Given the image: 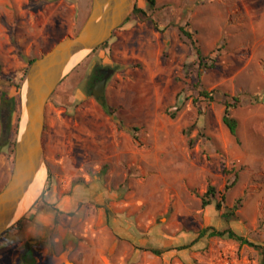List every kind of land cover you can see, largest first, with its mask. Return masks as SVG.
<instances>
[{"label": "rangeland", "instance_id": "1", "mask_svg": "<svg viewBox=\"0 0 264 264\" xmlns=\"http://www.w3.org/2000/svg\"><path fill=\"white\" fill-rule=\"evenodd\" d=\"M67 2L0 0V189L13 167L2 140L11 118L3 94L22 99L30 60L80 27L90 1ZM137 6L145 14L134 11L105 46L87 52L46 106L48 169L53 157L46 194L60 174V186L84 187L87 212L75 214L70 233L56 231L66 234L57 246L50 235L39 242L26 235L34 221L10 231L0 238V264H23L18 255L29 243L39 244L33 255L45 264L49 253L72 242L76 264H261V249L228 237L207 233L182 246L207 226L231 227L264 246V0H157L155 7L138 0ZM181 26L214 67L200 65ZM94 63L115 69L107 109L91 92ZM199 88L215 89L214 98H200ZM225 93L241 98L231 110L239 141L223 122ZM209 185L216 194L204 207ZM42 193L34 206L45 200ZM107 205L111 216L125 212L139 229L127 230L126 214L117 223L113 217L119 227L112 218L105 223L100 210ZM232 209L227 220L223 213ZM145 243L163 253L143 250Z\"/></svg>", "mask_w": 264, "mask_h": 264}, {"label": "water", "instance_id": "2", "mask_svg": "<svg viewBox=\"0 0 264 264\" xmlns=\"http://www.w3.org/2000/svg\"><path fill=\"white\" fill-rule=\"evenodd\" d=\"M138 0H92L91 11L76 35L60 39L30 64L22 92V118L15 146L11 176L0 190V235L16 223L17 206L33 176L45 164L43 135L46 106L62 76L68 58L82 50H94L107 42L136 10ZM114 70L96 82L92 94L106 103L107 82ZM73 242L60 252H51L45 264H76L70 255Z\"/></svg>", "mask_w": 264, "mask_h": 264}, {"label": "trees", "instance_id": "3", "mask_svg": "<svg viewBox=\"0 0 264 264\" xmlns=\"http://www.w3.org/2000/svg\"><path fill=\"white\" fill-rule=\"evenodd\" d=\"M147 1H148V4L150 5V7L156 6L157 0H147ZM91 6H92V4H91ZM135 12H141V13L145 14V10L138 7V6L136 7ZM131 16L128 18V20H130ZM80 29H81V26L78 27V29L75 31L74 35H76L80 31ZM180 31L184 35H186L187 37L192 39V43L195 45V49H196V53H197L198 58H199L200 65L205 67V68L214 67V64L208 63L206 61V56L203 55L202 50L197 45V40L193 39V33L188 31L184 26L180 27ZM107 43H108V41L101 44L100 46L95 48L93 51L100 49L101 47L105 46ZM34 59L30 60L29 65L34 61ZM2 71H3V64L0 61V76H2ZM27 72H28V70H27ZM215 92H216L215 89L208 91L206 89L199 88V97L203 98L205 100H212L214 98ZM225 96H226V99L224 102L225 108H224V113H223V122L228 127L231 134L239 141L240 140V138H239V125H240L239 120L232 114L231 110L233 107H236L241 103V98H240V96H237V95L231 96L229 93H225ZM199 100H200L199 98H195L194 102L198 103ZM3 103H4V105H6V109L10 113L11 118H9V120H5L3 122L2 140L6 139L5 144L9 145V147H10L11 156H12V166H13L14 156H15V146H16V142H17V138H18V132H19L21 114H22L21 113L22 112L21 95L10 96L7 93H5V94H3ZM104 106L106 109L108 108L106 103L104 104ZM14 116L16 117V122L13 124L12 118ZM190 144H191V146L193 145V140H191ZM48 183H49V179H47L46 187L43 190L42 197L46 194V190L48 188ZM3 187L4 186H2L1 189ZM215 194H216L215 186L209 185L208 189L206 190V192L202 196V203H203L204 207L213 203L212 198L215 197ZM224 199L225 198L223 197L222 200L224 201ZM241 201H242V198H239L238 202L240 203ZM33 207H34V205H33ZM216 207L218 210H220L222 208V203L218 202L216 204ZM236 208H237V205L234 206V209H236ZM234 209L224 212L223 213L224 218L229 220L230 216L235 215L236 213H235ZM32 219H33L32 215H29V214L24 215L16 223H14L12 226H10L2 235H0V238L12 230H22L25 227L26 223ZM207 233L210 234L211 236L228 237L230 239H234V240L240 242V244H242V245L248 244L252 247L261 249V253L263 255V258L261 260V264H264V246L251 241L246 236L239 234L238 232H236L231 227L220 230L214 226H207L206 228H204L203 230L200 231L198 238H196L195 240H193L189 244L182 246V248H188V247L192 246L194 243H196L198 241L199 237H203ZM145 249L150 250L153 253L158 254V255L163 253V250L160 248H145ZM21 260H22L23 264H35L36 263V258L33 256V252H31L30 250H26L22 254Z\"/></svg>", "mask_w": 264, "mask_h": 264}, {"label": "crops", "instance_id": "4", "mask_svg": "<svg viewBox=\"0 0 264 264\" xmlns=\"http://www.w3.org/2000/svg\"><path fill=\"white\" fill-rule=\"evenodd\" d=\"M64 1H65L66 4L68 3L67 2L68 0H64ZM89 1H90L89 7L87 6L84 9V19L81 22V25H80L81 27L85 23L88 15H89V13L91 11L92 0H89ZM78 2H80V0H78ZM78 6L81 7L82 5L79 4ZM52 173H53V157L51 158L50 168L48 169L47 179L53 178V174ZM55 176H57V179L53 183V186L50 189V193L46 194V196L44 198L45 200H42L41 202H39V204L37 206L33 207V205H34L33 204L24 215H26V214L32 215L33 219L28 221V222L31 223V222L34 221V223L33 224L31 223V225H29V227L27 226V229L25 230L26 235H32L33 234L34 237H36L37 239L41 238L42 236L45 237V236H49L50 235L52 237V239H53V242L57 246L58 243H60V241H62V238H65L66 234L64 235L63 233H61V234L58 235L56 233V231L59 230L61 232V231L65 230L66 233H70L71 232V230H72L71 227H72V225H73V223L75 221L74 217H76L75 214L82 213V212H87V211H85L86 207H85L84 201L89 200V198H88L89 196H83V193L85 192V190H83L84 187H82L81 185H79L77 187V190L74 191V192L69 189V185H70L69 182H65L63 185L60 186V183H59L60 174H57V175L55 174ZM9 178L6 180V182L3 184V186H5V184L9 180ZM51 193H52V197L48 199L47 196L49 197ZM42 203H44L45 206H47L48 209L44 208L46 210L43 211L42 208H40ZM51 210L53 211V214H49V211H51ZM109 210H112V208L109 207L108 205L106 207H104L102 210H100L101 218L104 220L105 223H108L109 221H111L110 220L111 218H112V221H113V217L114 216H115L114 220L117 223V219L116 218L119 217L118 214H126L127 217H128L127 218L128 222L127 221L126 222L128 223V227H129V228H127V230L131 229L132 227L138 228V225L136 224V222H134L132 220V216L131 215H129V214L125 213V212H122V213H118V214L114 213L111 216L110 213H109ZM38 221L40 223H42L43 225L37 224L36 222H38ZM115 222L113 223L114 226H118V225L115 224ZM25 228H26V225H25V227L22 230H19V231H23ZM121 234H123V237H126L125 236L126 234H124V233H121ZM127 238H130V237H127ZM37 239L35 241L39 242L40 240L39 239L37 240ZM146 243L145 244H141L143 246V247L141 246V248L143 250L150 251V250H147L145 248H154L152 246L147 247ZM36 244H38V243H36ZM62 251H60V252H62ZM60 252H56V253H60ZM22 254L18 255V257L20 259H21Z\"/></svg>", "mask_w": 264, "mask_h": 264}, {"label": "bare ground", "instance_id": "5", "mask_svg": "<svg viewBox=\"0 0 264 264\" xmlns=\"http://www.w3.org/2000/svg\"><path fill=\"white\" fill-rule=\"evenodd\" d=\"M90 49L82 50L68 58L65 62L62 76L65 73L71 71L85 56ZM26 89H24L23 95H25ZM48 176V168L43 164L41 169L33 176L31 181L28 183L25 192L17 206L15 220L21 218L28 209L36 202L41 195Z\"/></svg>", "mask_w": 264, "mask_h": 264}, {"label": "flooded vegetation", "instance_id": "6", "mask_svg": "<svg viewBox=\"0 0 264 264\" xmlns=\"http://www.w3.org/2000/svg\"><path fill=\"white\" fill-rule=\"evenodd\" d=\"M111 70H114V73H115V69L114 68H111V67H107V66H101L100 64L98 63H94L91 68H90V71H89V82H90V85H91V92L93 90V86L95 85L96 82H100L103 80V78L105 77L106 73H108L109 71ZM113 73V74H114ZM112 74V75H113ZM111 75V76H112ZM110 76V78H111ZM109 78V79H110ZM108 79V81H109ZM108 84V82H107ZM34 246H38V244H35V245H31L30 243L27 245V247L25 248L24 252L26 250H30L31 252H34Z\"/></svg>", "mask_w": 264, "mask_h": 264}]
</instances>
